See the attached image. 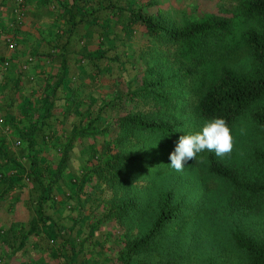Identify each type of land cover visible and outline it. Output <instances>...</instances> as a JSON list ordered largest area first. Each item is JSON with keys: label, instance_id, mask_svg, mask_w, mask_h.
Here are the masks:
<instances>
[{"label": "rangeland", "instance_id": "1", "mask_svg": "<svg viewBox=\"0 0 264 264\" xmlns=\"http://www.w3.org/2000/svg\"><path fill=\"white\" fill-rule=\"evenodd\" d=\"M243 2L194 0L191 4H179L177 9L165 6L160 12L152 13L166 28H181L204 16L226 17L230 22L227 33L212 32L187 41L174 39L171 31L150 35L139 22L129 25L127 10L119 9L118 43L113 52L107 47L108 40L103 44L106 55H118L117 59L113 61L107 56L104 60L95 59L99 69L107 65L106 69L96 76L97 79L88 77L86 83L87 93L91 90L98 93L97 101L80 108V114L69 117L65 123L59 118L60 123L52 121L55 128L57 125L62 127L61 135L67 137L72 133V127L86 122L87 115L94 119L85 130L87 134L74 139L68 151L67 169L78 182L84 171L82 165L90 166L93 161L89 155L99 154L104 140L99 129L105 126V118L111 113L106 108L101 110L99 105L101 100L116 94L153 85L164 98L155 99L148 88L149 92L136 93L125 99V104L117 99L120 109H115L114 113L131 107L146 118L176 123L177 132L168 142L159 135L131 131L119 145L131 160L120 165L121 173L117 177L94 175L91 186H84L75 196L66 197L59 188V197L64 201L61 208L64 221L70 223V217L85 236L84 241L80 240L83 246H76L83 251L77 261L85 258L88 264H118V248L146 231L156 215L158 192L167 189L171 191L172 201L181 206L182 214L169 221L154 240L134 253L139 264H247L243 253L231 240L234 228L264 243V212L250 211L236 202L231 187L207 173L208 152L198 154L197 160L189 161L182 172L175 171L169 164V155L179 136L202 130L206 121L197 116L196 102L221 67L242 70L251 66L252 58L242 31L255 26L256 22L243 13ZM85 61L86 71L97 68L91 61ZM231 128L235 147L230 155L217 157L242 177L263 178L264 166L254 162L253 149H264V131L256 127L249 112H245ZM56 150L57 147L54 152ZM84 154L86 160L83 163ZM200 156L205 157L203 163L199 161ZM54 158L52 162L56 160ZM45 211L51 212V209L45 208ZM49 243L42 237L43 245ZM6 249L0 251V264H16L13 250ZM46 258L50 259L48 253Z\"/></svg>", "mask_w": 264, "mask_h": 264}, {"label": "trees", "instance_id": "2", "mask_svg": "<svg viewBox=\"0 0 264 264\" xmlns=\"http://www.w3.org/2000/svg\"><path fill=\"white\" fill-rule=\"evenodd\" d=\"M119 9L127 10L125 12L127 13L129 25L139 22L150 35H157L162 31H171L170 34L174 39L185 41L205 37L212 32L227 33L230 27V22L226 17L204 16L200 19L191 20L181 28H166L161 25L159 19L152 14L143 13L140 9L135 10L131 7L122 6ZM243 13L256 22L255 26H249L242 31L244 43L252 58L251 66L242 70L222 66L220 72L199 96L195 111L203 121L222 117L230 127L245 112H249L250 118L256 127L264 131V0H244ZM123 28L126 27L123 25ZM107 47L113 48L115 46L107 45ZM98 53L97 57L92 54L88 55V60L97 67L92 71L93 77L104 72L107 66L104 65L99 69L94 61L95 59L102 58L104 60L107 56L114 61L118 56L106 55L105 46ZM148 88L151 89L150 93L155 99L164 98L160 92L153 88V85H150V87L148 85ZM148 88L145 85L127 91L122 95L116 94L113 97L101 100L102 103L99 108L101 110L106 108L111 111L105 118V126L99 129L100 131L98 130L104 136V140L98 150L99 154L89 155L93 160L91 165H82L84 171L78 178V182L75 177L73 179L72 174L67 169L70 156L68 151L78 135L87 134L85 130L89 128L94 119L87 115L88 119L85 122V115L82 117L85 123L83 122L82 125H79V123L77 125L79 127H72V133L67 137L62 136V127L59 126L58 128L57 125V128H55L50 118L53 117L55 120L53 122L60 119L61 123H65L69 120V117L74 118L80 114V107L78 105L74 108H72L74 105L72 107L67 106L65 109L57 107L58 112H56L55 87H49V91H45L41 99L35 101V107L32 109L37 111L38 116L36 119L39 123H29L25 126V129L18 131L17 134L21 136V142H27L25 144L28 148L30 146L28 144H31L32 148L36 146L38 150L35 148L33 151L32 149L28 150L24 158L26 161H14L15 169L5 174L7 178L9 177L8 185L10 187L12 183L17 182L19 184L22 180L24 182L35 180L38 184L33 214L31 215V209L28 207L30 216L27 222H23L21 226L20 222L14 220L0 227V237L13 250L14 255H17V245L25 247L29 243L31 235H35L36 255L29 258L31 264H72L77 261L78 256L83 253L80 250V247L83 246L80 240L84 241L85 236L81 230L74 226V221L70 217L68 218L70 223L64 221V215L61 211L64 201L59 197V188L63 191L62 195L66 197H69L70 194L75 196L78 190H83L84 186H91V179L94 175L99 177L106 175L109 178L117 177L121 173L120 165L124 161L131 160L119 147L124 136L131 131H144L152 135L162 136L168 142L172 141L177 132L176 123L163 119L146 118L135 110L133 111L131 107L120 110L119 114L114 113L115 109H120L117 99L125 104V99H130L136 93L149 92ZM99 96L102 99L101 95ZM86 98L89 107L97 101L98 93L91 90L87 93ZM115 131L116 134H113ZM55 147H57V150L54 152ZM49 148L53 149L54 153L48 151ZM253 155L254 162L264 166V149L255 147ZM52 157L56 159L53 162ZM82 160L84 163L86 160L85 154ZM25 164H27V169ZM206 171L221 184L224 183L226 186L231 187L236 202L241 203L250 211L255 209V212H264V177L254 180L242 177L232 166L223 163L214 152L206 154ZM10 187L4 191L7 192ZM157 197L158 208L155 217L143 234L123 243L118 248V254L116 255L118 264H139L134 253L154 240L169 221L176 220L181 216V206L172 201L170 190H161L158 192ZM9 206H14L12 201ZM45 208H50L51 212H46ZM42 237H45L50 243L43 245ZM231 240L236 248L243 253L247 264H264V243L259 239L246 234L239 228H234L231 231ZM77 245L80 247L76 248ZM47 253L50 256L49 260L46 258ZM77 264H88V261L84 258L77 261Z\"/></svg>", "mask_w": 264, "mask_h": 264}, {"label": "crops", "instance_id": "3", "mask_svg": "<svg viewBox=\"0 0 264 264\" xmlns=\"http://www.w3.org/2000/svg\"><path fill=\"white\" fill-rule=\"evenodd\" d=\"M193 1L24 0L19 5L23 11L19 19L15 0H0V227L14 220L22 226L30 216L28 207L33 214L37 182L22 180L10 187L5 174L15 169L14 161L24 160L28 150H38L31 144L28 148L17 134L29 123H39L37 111L32 109L35 101L55 87L56 109L89 105L86 83L93 72L86 71L85 60L89 54L97 57L105 40L116 47L120 6L152 14L165 6L177 9L179 4ZM10 38L16 41L13 48L8 45ZM11 201L14 206H9ZM34 236L25 247L16 246V264H31L29 258L36 255ZM7 247L0 237V251Z\"/></svg>", "mask_w": 264, "mask_h": 264}, {"label": "clouds", "instance_id": "4", "mask_svg": "<svg viewBox=\"0 0 264 264\" xmlns=\"http://www.w3.org/2000/svg\"><path fill=\"white\" fill-rule=\"evenodd\" d=\"M154 144L153 147L157 146ZM235 147V137L228 122L222 117L207 120L202 130L180 135L169 155L170 167L182 172L189 161H196L198 154L214 152L218 157L230 155ZM205 157L200 156L203 163Z\"/></svg>", "mask_w": 264, "mask_h": 264}, {"label": "built area", "instance_id": "5", "mask_svg": "<svg viewBox=\"0 0 264 264\" xmlns=\"http://www.w3.org/2000/svg\"><path fill=\"white\" fill-rule=\"evenodd\" d=\"M24 0H15V3L17 4V7H15V12L16 15L19 19H21L22 15H23V11L19 8V5L23 2ZM8 45L13 48L16 45V41L13 39H9V43Z\"/></svg>", "mask_w": 264, "mask_h": 264}]
</instances>
